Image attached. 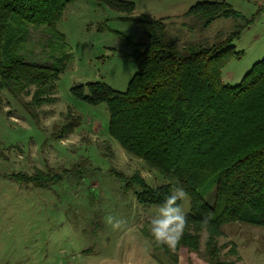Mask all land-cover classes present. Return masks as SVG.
<instances>
[{
  "label": "rangeland",
  "instance_id": "374dc122",
  "mask_svg": "<svg viewBox=\"0 0 264 264\" xmlns=\"http://www.w3.org/2000/svg\"><path fill=\"white\" fill-rule=\"evenodd\" d=\"M118 1L133 4V18L162 20L179 44L211 38L235 24L217 20L201 33L180 28L178 17L190 7L223 0ZM224 1L249 23L233 44L239 57L221 70V83L235 86L264 58V0ZM126 17L101 0H73L56 25L62 40L47 35L43 27H29L20 54L41 65L64 57L65 68L54 83L56 101L42 106L37 119L6 90L0 92V264H171L153 251L149 230L143 232L159 206L138 204L140 188L131 180L138 174L151 189L165 181L112 139L105 103L91 105L71 93L73 87L85 89L90 83L116 92L128 89L137 71L132 45L142 29ZM69 110L79 122L71 134L57 139L54 134ZM38 172L47 183L41 176L26 181ZM49 173L51 177L45 175ZM205 200L212 204V191ZM180 206L189 212L188 197ZM109 215L123 221L120 229L107 224ZM221 232V262L264 264V228L231 223ZM204 239L202 234L201 253ZM177 264L207 263L181 248Z\"/></svg>",
  "mask_w": 264,
  "mask_h": 264
},
{
  "label": "trees",
  "instance_id": "16d2710c",
  "mask_svg": "<svg viewBox=\"0 0 264 264\" xmlns=\"http://www.w3.org/2000/svg\"><path fill=\"white\" fill-rule=\"evenodd\" d=\"M72 1L0 0V92L6 90L19 100L34 119L42 106L56 101L54 83L65 68V58L41 65L27 61L20 52L29 27H43L47 35L62 40L56 25ZM101 1L141 26L142 36L131 52L137 71L125 92L90 83L87 91L84 86L73 87L72 95L91 105L105 103L112 139L165 181L151 189L133 175L131 181L140 188L138 204L159 206L175 188L186 191L190 208L180 242L173 251L156 245L150 235L153 251L171 264H177L181 248L199 254L207 264H234L219 260L222 227L239 223L264 228V58L235 86L223 85L220 79L227 62L239 57L233 44L249 23L224 0L196 4L178 17L181 29L201 33L221 19L235 24L211 38L179 44L162 20L131 17L133 4ZM78 119L67 111L54 137L71 134ZM43 175L38 172L25 179L36 181ZM210 191L212 204L205 200Z\"/></svg>",
  "mask_w": 264,
  "mask_h": 264
},
{
  "label": "clouds",
  "instance_id": "9594fccd",
  "mask_svg": "<svg viewBox=\"0 0 264 264\" xmlns=\"http://www.w3.org/2000/svg\"><path fill=\"white\" fill-rule=\"evenodd\" d=\"M187 198L183 187L175 188L159 205L155 215L149 222V233L158 246H166L169 250H175L186 227V213L182 210L177 201ZM107 224L112 229H120L123 221L116 216L109 215Z\"/></svg>",
  "mask_w": 264,
  "mask_h": 264
}]
</instances>
